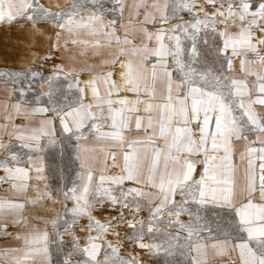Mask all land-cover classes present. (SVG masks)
Segmentation results:
<instances>
[{
	"label": "crops",
	"instance_id": "crops-1",
	"mask_svg": "<svg viewBox=\"0 0 264 264\" xmlns=\"http://www.w3.org/2000/svg\"><path fill=\"white\" fill-rule=\"evenodd\" d=\"M87 1L0 0V264H129L100 203L144 216L142 264L149 222L192 207L232 221L188 264H264V7Z\"/></svg>",
	"mask_w": 264,
	"mask_h": 264
},
{
	"label": "rangeland",
	"instance_id": "rangeland-1",
	"mask_svg": "<svg viewBox=\"0 0 264 264\" xmlns=\"http://www.w3.org/2000/svg\"><path fill=\"white\" fill-rule=\"evenodd\" d=\"M252 3L258 4L261 7H264V0H173V8H179L182 12L181 15L189 18V15H200L203 10L206 8L216 9L220 6L238 4V3ZM98 7L103 8L108 6V3L104 0L98 2L87 1L84 4V7ZM192 29H188V31ZM186 32V29H185ZM7 76L6 72H0V81H2ZM125 205L126 204L123 203ZM115 205H109L105 203L97 204L96 210L100 212L102 220L109 226V230H106L109 233L108 240L116 245L118 250L122 253L123 257L127 260L129 264H142L144 259H140L138 262L130 261L126 258L124 250L119 244H117V236L115 235L114 228L109 223L108 211L111 207ZM132 207V206H131ZM134 208V207H133ZM135 209V208H134ZM137 210V209H136ZM194 213L189 215V217L179 218L173 215L162 216L152 219L148 227L144 230L145 234L154 241V245L158 248L157 260L159 264H188L187 257V246L194 239L205 235V232L198 228L199 225L203 224L205 221L213 222L214 218H227V222L231 223L230 216H223L221 214H216L211 210H203L197 208H190ZM139 211V210H137ZM140 214V211H139ZM144 220V216L140 214L138 219H133L127 224L124 235L127 237V230L131 226H136ZM87 224V221L81 222L82 232ZM127 239H129L127 237ZM130 240V239H129ZM134 242V241H133ZM138 246V245H137ZM139 247V246H138ZM140 250V249H139Z\"/></svg>",
	"mask_w": 264,
	"mask_h": 264
},
{
	"label": "built area",
	"instance_id": "built-area-1",
	"mask_svg": "<svg viewBox=\"0 0 264 264\" xmlns=\"http://www.w3.org/2000/svg\"><path fill=\"white\" fill-rule=\"evenodd\" d=\"M53 61V49H50L46 56L39 59L36 62V66L42 67L45 65L51 64ZM1 189V186H0ZM109 223L114 228L115 235L118 237L116 241L117 244L121 246L124 250V254L126 258L130 261L138 262L143 258L140 253L139 247L137 244L124 235V230L129 223V221L133 219H138L140 217L139 211L134 209L133 207L125 204H118L111 207L108 211ZM82 225L78 223L73 227L72 232L74 234L82 233ZM147 259V257H145Z\"/></svg>",
	"mask_w": 264,
	"mask_h": 264
}]
</instances>
